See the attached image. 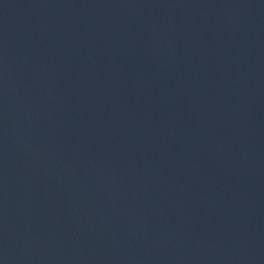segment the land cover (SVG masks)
<instances>
[{"label": "water", "instance_id": "1", "mask_svg": "<svg viewBox=\"0 0 264 264\" xmlns=\"http://www.w3.org/2000/svg\"><path fill=\"white\" fill-rule=\"evenodd\" d=\"M0 264H264V0H0Z\"/></svg>", "mask_w": 264, "mask_h": 264}]
</instances>
